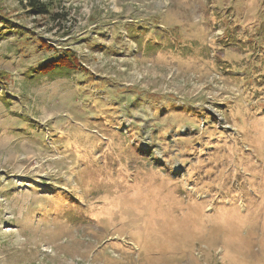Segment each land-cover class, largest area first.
Here are the masks:
<instances>
[{
    "label": "rangeland",
    "instance_id": "obj_1",
    "mask_svg": "<svg viewBox=\"0 0 264 264\" xmlns=\"http://www.w3.org/2000/svg\"><path fill=\"white\" fill-rule=\"evenodd\" d=\"M43 1L0 0V264H264V0Z\"/></svg>",
    "mask_w": 264,
    "mask_h": 264
},
{
    "label": "trees",
    "instance_id": "obj_2",
    "mask_svg": "<svg viewBox=\"0 0 264 264\" xmlns=\"http://www.w3.org/2000/svg\"><path fill=\"white\" fill-rule=\"evenodd\" d=\"M19 3L24 4L29 7V14H33L34 16H47L50 13V7L43 0H17ZM42 48H46L49 51L52 50L51 46L46 44H42ZM7 72L0 71V88L6 84L7 81Z\"/></svg>",
    "mask_w": 264,
    "mask_h": 264
}]
</instances>
